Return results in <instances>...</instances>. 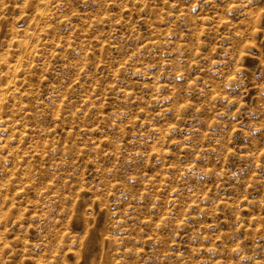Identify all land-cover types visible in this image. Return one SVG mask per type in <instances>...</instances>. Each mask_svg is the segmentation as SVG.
<instances>
[{"label": "rangeland", "instance_id": "374dc122", "mask_svg": "<svg viewBox=\"0 0 264 264\" xmlns=\"http://www.w3.org/2000/svg\"><path fill=\"white\" fill-rule=\"evenodd\" d=\"M0 264H264V0H0Z\"/></svg>", "mask_w": 264, "mask_h": 264}]
</instances>
